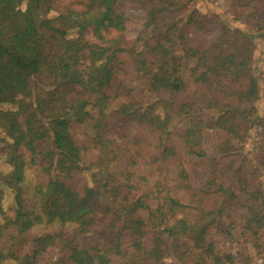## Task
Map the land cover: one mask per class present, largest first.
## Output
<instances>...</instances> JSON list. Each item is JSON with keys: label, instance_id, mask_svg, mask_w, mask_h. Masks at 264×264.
<instances>
[{"label": "trees", "instance_id": "1", "mask_svg": "<svg viewBox=\"0 0 264 264\" xmlns=\"http://www.w3.org/2000/svg\"><path fill=\"white\" fill-rule=\"evenodd\" d=\"M130 1L145 14L134 41L125 36L128 18L117 0L54 9L52 0H0V127L14 136L4 157L12 169L0 175V191L11 194V215L0 200V262L96 264L98 250L84 243L102 222L121 247L118 264L170 257L175 264H241L218 251L211 230L232 239V219L243 208L251 212L249 234L264 228V113L255 103L260 76L253 66L255 40L264 39V0H228L239 26L186 12L188 0ZM208 26L217 28L212 42L174 49L181 32ZM127 56L149 74L146 93L121 78ZM252 84L254 94L241 100ZM133 123L150 135L134 136L132 146L110 141ZM79 128L100 150L87 167ZM189 128L197 131L185 138ZM189 156L205 171L196 188ZM31 164L45 179L25 190ZM85 169L90 183L71 207L65 193ZM173 188L189 195L192 221L179 217L190 205ZM55 223L62 226L29 232ZM174 236L186 240L170 245Z\"/></svg>", "mask_w": 264, "mask_h": 264}, {"label": "rangeland", "instance_id": "2", "mask_svg": "<svg viewBox=\"0 0 264 264\" xmlns=\"http://www.w3.org/2000/svg\"><path fill=\"white\" fill-rule=\"evenodd\" d=\"M84 0H52V7L62 8L65 6L80 7ZM186 12L195 11L206 18L217 19L219 23H229L235 26H239L238 21H234V13L236 8L231 5L228 0H188L187 1ZM115 8L118 12L125 15L128 18V27L125 32V36L128 40L134 41L139 31L142 27V23L145 19V14L141 8L130 0H117ZM54 10L50 11V15H53ZM217 35V28L214 26H208L206 30L202 32H181L178 38L174 42V49L179 53V51L188 46H204L212 42ZM255 51L253 53L255 61L253 66L256 67V74L260 76V83L257 88L256 105L259 113H264V39L259 38L255 40ZM124 71L121 73V78L125 79L126 83L135 86L138 91L146 93L148 89L149 74L142 73L136 69L133 59L129 56L124 57ZM9 82L15 84L16 75L12 74L10 76ZM255 84H252L249 91L241 96V100H247L254 94ZM141 95V94H140ZM117 103V102H116ZM182 127L176 128V131L181 133ZM197 131L196 128H189L185 132V138L191 137ZM151 131L148 128L141 127L136 123L129 125L127 128L124 127L115 129L113 134L109 135L110 141L122 146L131 145L133 137L136 135L146 134L150 135ZM75 138L78 144L82 148V159L85 167L90 162H93L99 155V148L92 142V136L89 130L79 128L75 131ZM178 140V138H177ZM14 142V136L6 133L5 128L0 127V175L3 176L8 174L12 166L7 163L4 158L7 150ZM132 146V145H131ZM25 156L29 157V152L25 151ZM185 167H187L189 174V183L193 188H196L203 181L205 177L204 167L199 164V160L193 156H189L186 159ZM91 169V168H90ZM169 177L174 176V169L169 167ZM167 170L165 171V173ZM27 183L24 187L25 190L32 188V183L41 181L45 179V176L38 170L35 169L34 164L28 165L26 170ZM22 172L19 173L21 175ZM91 170L85 169L82 172L76 174V183L74 185V191H67L65 193L68 202L71 207H74L79 200V194H81L82 189L85 184L90 183ZM33 181V182H31ZM172 181V180H170ZM172 194H176L180 199L190 205L189 213L181 215L179 217L187 218L192 221L195 218L196 212L194 204H192L190 197L186 192L179 189H174L171 191ZM0 200L4 209L11 215V194L8 189H3L0 191ZM241 211V212H240ZM234 218L233 224L235 223V228L233 230V238L228 239L216 230H211V236L215 238L217 242V249L220 253H229L235 257L236 261H241V264H260L264 263V228L259 229L256 235L249 234L245 224L250 223L251 212L249 208H243ZM71 213L63 214L62 219L65 221L70 220ZM165 223H172L171 219L165 218ZM62 225L60 223H55L53 225L47 226H36L29 230L32 235H38L47 230L59 229ZM69 229L70 224L66 225ZM114 230H107L106 226L100 222L96 230L89 235V239L85 241L84 246H92L98 250L99 258L96 260V264H118L120 259L121 247H117L114 240ZM149 239L155 236V233H150L147 235ZM186 238L174 236L169 242L170 245H174L185 241ZM191 243V239L187 240ZM240 253V254H239ZM53 253L50 254L52 256ZM73 259L79 261L81 258V251L76 250L73 252ZM0 264H10L9 262H0ZM161 264H175L172 257L166 258Z\"/></svg>", "mask_w": 264, "mask_h": 264}]
</instances>
